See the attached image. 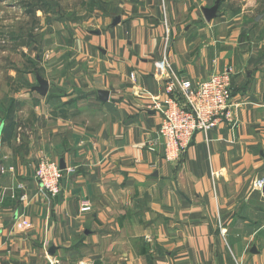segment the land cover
Instances as JSON below:
<instances>
[{
    "label": "crops",
    "instance_id": "obj_1",
    "mask_svg": "<svg viewBox=\"0 0 264 264\" xmlns=\"http://www.w3.org/2000/svg\"><path fill=\"white\" fill-rule=\"evenodd\" d=\"M69 26L50 80L0 81V264H264V0H98ZM164 56L194 81L231 67L241 104L176 162L149 150Z\"/></svg>",
    "mask_w": 264,
    "mask_h": 264
},
{
    "label": "built area",
    "instance_id": "obj_2",
    "mask_svg": "<svg viewBox=\"0 0 264 264\" xmlns=\"http://www.w3.org/2000/svg\"><path fill=\"white\" fill-rule=\"evenodd\" d=\"M157 73L165 81L167 95L160 99L151 95L152 107L162 115L157 138L149 144V150H156L162 144L163 157L167 162H176L187 151L196 133H210L220 122L236 123L235 113L241 104L232 97V68L214 72L208 79L194 81L177 75L164 56L156 63ZM134 74L131 80H135ZM133 89L138 94L146 92L134 82ZM14 172V167L6 168L0 162V174ZM35 178L46 193L56 196L61 192L62 170L58 163L41 158L35 170ZM264 178L255 181V187L262 189ZM26 195H23L24 199ZM91 207L85 205L81 211Z\"/></svg>",
    "mask_w": 264,
    "mask_h": 264
},
{
    "label": "rangeland",
    "instance_id": "obj_3",
    "mask_svg": "<svg viewBox=\"0 0 264 264\" xmlns=\"http://www.w3.org/2000/svg\"><path fill=\"white\" fill-rule=\"evenodd\" d=\"M97 2L98 0H0V81H36L38 74L50 80L54 72L49 64L54 59L50 51L53 49L54 52L60 45H65L59 34L68 28L77 13L85 8L91 10ZM51 34H54V38L50 37ZM49 39H57L58 42L52 43ZM27 73H30L28 75L31 78L26 76ZM14 84H11L9 101L13 98L11 93L18 91ZM61 170L63 178V169Z\"/></svg>",
    "mask_w": 264,
    "mask_h": 264
},
{
    "label": "water",
    "instance_id": "obj_4",
    "mask_svg": "<svg viewBox=\"0 0 264 264\" xmlns=\"http://www.w3.org/2000/svg\"><path fill=\"white\" fill-rule=\"evenodd\" d=\"M107 97H108V94L106 93L105 98L107 99ZM61 168H64V164L63 163H61ZM262 191L264 192V186L262 187Z\"/></svg>",
    "mask_w": 264,
    "mask_h": 264
}]
</instances>
